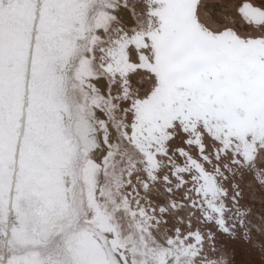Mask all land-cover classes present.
I'll use <instances>...</instances> for the list:
<instances>
[{
  "label": "snow or ice",
  "instance_id": "6c2138e0",
  "mask_svg": "<svg viewBox=\"0 0 264 264\" xmlns=\"http://www.w3.org/2000/svg\"><path fill=\"white\" fill-rule=\"evenodd\" d=\"M0 264H264V0H0Z\"/></svg>",
  "mask_w": 264,
  "mask_h": 264
}]
</instances>
